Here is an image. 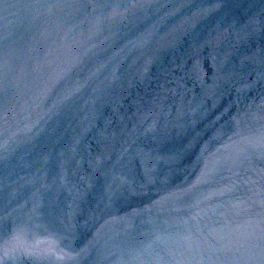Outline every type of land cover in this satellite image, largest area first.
Here are the masks:
<instances>
[{"label": "water", "instance_id": "obj_1", "mask_svg": "<svg viewBox=\"0 0 264 264\" xmlns=\"http://www.w3.org/2000/svg\"><path fill=\"white\" fill-rule=\"evenodd\" d=\"M0 264H264V0H0Z\"/></svg>", "mask_w": 264, "mask_h": 264}]
</instances>
